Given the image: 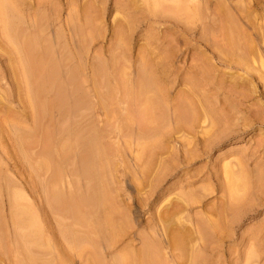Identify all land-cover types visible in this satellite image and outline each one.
Returning a JSON list of instances; mask_svg holds the SVG:
<instances>
[{
    "label": "rangeland",
    "instance_id": "1",
    "mask_svg": "<svg viewBox=\"0 0 264 264\" xmlns=\"http://www.w3.org/2000/svg\"><path fill=\"white\" fill-rule=\"evenodd\" d=\"M116 1L0 0V40L40 14L63 59L35 97L0 41V264H264V0Z\"/></svg>",
    "mask_w": 264,
    "mask_h": 264
},
{
    "label": "bare ground",
    "instance_id": "2",
    "mask_svg": "<svg viewBox=\"0 0 264 264\" xmlns=\"http://www.w3.org/2000/svg\"><path fill=\"white\" fill-rule=\"evenodd\" d=\"M118 1V0H117ZM116 1V4H115V6L117 7V8H119L118 6H117V2ZM169 2H170V0H168ZM168 1L167 2H165V3H168ZM176 1V0H175ZM179 1H182V3H183V1H185L183 4H181L182 6L185 4H187V6L189 5L188 3H186L187 1H189V0H179ZM84 2V1H83ZM137 2H139V0H134V7H126L125 5H124V8H125V10L129 13V14H134V15H136V16H139V14L141 13V11H140V7H138V5H137ZM155 2H157L158 3V0L156 1H154V3ZM162 2H164V1H162ZM173 2H174V0H173ZM146 3V2H145ZM164 3V4H165ZM175 3V2H174ZM177 4V3H176ZM1 5V4H0ZM137 5V6H136ZM161 5V2H160V4H159V6ZM172 5V4H171ZM181 5H180V9H179V11H181ZM195 5V4H194ZM2 6H4V5H2ZM151 6V5H150ZM155 6H156V4H155ZM165 6V5H164ZM175 6V5H174ZM173 6V7H174ZM186 6V8H182L183 9V12H185V13H187V9H188V12H189V7H187ZM176 7V6H175ZM174 7V8H175ZM184 7V6H183ZM3 8V7H2ZM1 8V9H2ZM116 8V9H117ZM151 8V7H150ZM155 8V7H154ZM158 7H156V9H157ZM178 8H179V6H178ZM178 8H177V10H178ZM5 9V8H4ZM145 9V8H144ZM155 9V10H156ZM163 9V12H165L164 10V7L162 8ZM167 9V8H166ZM173 9V8H172ZM154 10V9H153ZM186 10V11H185ZM4 11V10H3ZM5 11H6V9H5ZM170 11V10H169ZM174 10H172L171 12H173ZM162 12V13H163ZM167 12V11H166ZM175 12H176V10H175ZM182 11H181V13H183ZM159 13V12H158ZM161 13V14H162ZM180 13V14H181ZM1 14H2V12H1ZM0 14V15H1ZM179 14V15H180ZM187 14H189V13H187ZM171 16V15H170ZM178 16V15H177ZM189 16H191L190 14H189ZM40 19H37L39 22L37 23V28L38 29H40V33H39V38L37 39V38H31V36H29V35H27V34H25L24 32H23V30L21 29V31L20 32H18V33H16L15 31H13V29L11 28L12 26H11V24H9V23H6V25H4L5 27H6V29L5 30H7V32H4V33H6V35H9L10 34V36L12 37L11 38V41H10V39H9V37H8V39H9V41L12 43L13 41V48H15L16 47V49H15V51L16 52H14L10 47H11V44H9V42H7L6 43V41H5V39H3L2 38V36H1V40H2V45L4 46V47H1L2 49H3V51H4V53L7 55V58H5V59H7L10 63L12 62V64L14 65L13 67H15V69H14V73L16 72V69H17V66H16V64L19 66V64H21V65H24V67L26 68V69H24V71L23 72H26V74L27 73H29V81L30 80H32L31 82L32 83H34L36 86H34L33 87V85H31L32 87V89H31V91L33 90V93L35 94V97L37 96V95H39L40 96V94H43L44 93V95L47 93L48 94V92H51V89H52V87L53 86H56L57 84L56 83H58V80L60 81V76H61V72H60V66H61V62H63V59L61 58V56H60V54H61V52L60 51H58L59 49H54V48H52L53 46H50V45H48V46H45L43 43L45 42V44H46V37H44L43 38V36L42 35H40V34H42L41 33V31H42V29H41V27H43L44 25H45V22L43 21V19H41V17H40V14H39V16H38ZM174 17V16H173ZM90 18V17H89ZM175 18V17H174ZM197 18V17H196ZM184 19H185V17H184ZM96 21V20H95ZM187 21V20H186ZM54 22V21H53ZM51 24V23H50ZM65 24V23H64ZM3 26V27H4ZM49 26V25H48ZM3 27H2V29H3ZM4 27V28H5ZM15 28V27H14ZM17 29V28H16ZM1 30V29H0ZM18 30V29H17ZM46 30H48V27L46 28ZM2 31V30H1ZM1 31H0V33H1ZM71 32V31H70ZM3 33V32H2ZM1 33V34H2ZM8 33V34H7ZM228 33V32H227ZM230 33V32H229ZM117 34V33H116ZM5 35V36H6ZM71 35V34H70ZM4 36V37H5ZM34 36V35H33ZM74 36V35H73ZM228 35L226 34V37H227ZM70 37V36H69ZM119 37V36H118ZM74 38V37H73ZM13 39V40H12ZM83 39V38H82ZM232 40H233V38H231ZM237 39V38H236ZM0 40V41H1ZM40 40H42V41H40ZM73 40V39H72ZM229 40H230V38H229ZM231 40V41H232ZM74 41V40H73ZM233 41H235V40H233ZM72 43V42H71ZM74 43V42H73ZM75 43H76V40H75ZM229 43H230V41H229ZM43 45H44V47H43ZM237 45H239V44H237ZM83 46H85V45H83ZM89 46V45H88ZM233 46H234V44H233ZM46 48V49H45ZM239 48H240V46H239ZM244 48V47H243ZM2 49H1V51H2ZM51 49V50H50ZM246 49V48H245ZM249 49V48H248ZM43 50V51H42ZM54 52V54H56V55H58V57H60V58H58L59 60H57V59H55V58H53V52ZM246 51V50H245ZM60 53V54H59ZM17 56H19V58L17 57ZM20 56L22 57L21 58V63H19V59H20ZM16 57V58H15ZM18 58V59H17ZM119 59V58H118ZM64 61H65V59H64ZM19 64H18V63ZM113 62V61H112ZM111 65H113V64H111ZM26 70V71H25ZM74 71V70H73ZM25 74V75H26ZM71 74V73H70ZM67 77V76H66ZM77 78V77H76ZM27 79H28V75H27ZM33 79H34V82H33ZM67 79V78H66ZM74 79V78H73ZM95 79V78H94ZM28 81V80H27ZM79 81V80H78ZM70 82V81H69ZM93 83H94V81H93ZM125 83V82H124ZM123 83V84H124ZM56 84V85H55ZM79 84V83H78ZM132 86V85H131ZM247 86V85H246ZM245 86V87H246ZM60 87V86H59ZM126 87V86H125ZM146 87V86H145ZM56 88H57V86H56ZM55 89V88H54ZM59 89V88H58ZM145 89V88H144ZM142 90V89H141ZM59 91H60V93L58 92V94H56L57 95V97H53V99L55 98H59V102H57L58 100H54V101H56V104L55 103H53L52 105L54 106V107H56V106H58L59 108H61L62 106H63V102H65V99H66V95H65V93L62 91V90H60L59 89ZM146 91H147V89H146ZM55 92V91H54ZM83 92V91H82ZM85 92V91H84ZM33 93H32V96H34L33 95ZM121 93V92H120ZM145 93V92H144ZM149 93V92H148ZM37 94V95H36ZM81 94V93H80ZM134 94V93H133ZM147 94V93H146ZM146 94H144V95H146ZM43 95V96H44ZM38 96V97H39ZM42 96V97H43ZM248 96V95H247ZM148 97V96H147ZM40 98V97H39ZM34 99V98H33ZM49 99H51V98H49ZM101 100V99H100ZM112 100V99H111ZM34 101V100H33ZM53 102V101H52ZM33 103V102H32ZM57 103H59L58 105H57ZM115 103V102H114ZM38 105V104H37ZM40 105H42L41 104V102H40ZM56 105V106H55ZM43 106V105H42ZM53 106H50L51 108H53ZM146 106V105H145ZM41 107V106H40ZM50 107H49V109H50ZM57 107V108H58ZM106 107V106H105ZM114 107V106H113ZM134 107V106H133ZM154 107V106H153ZM189 107V106H188ZM43 108V107H42ZM42 108H39L38 107V109L37 110H39L40 112H41V109ZM48 108V107H47ZM56 108V109H57ZM69 108V107H68ZM128 108V107H127ZM103 109H105V108H103ZM109 109V108H108ZM146 109H147V107H146ZM151 109H152V107H151ZM36 110V111H37ZM43 110V109H42ZM59 110V109H58ZM155 110H156V108L154 109V112H155ZM128 111V110H127ZM130 111V110H129ZM38 112V111H37ZM44 112V111H43ZM47 112H48V110H47ZM60 113H62L61 111H60ZM127 113V112H126ZM192 113V112H191ZM44 114V113H43ZM131 114V113H130ZM151 114V113H150ZM112 115H114V114H112ZM152 115V114H151ZM45 116H47V115H45ZM146 116V115H145ZM158 116H159V114H158ZM38 117V116H37ZM64 117V116H63ZM128 117H130V116H128ZM185 117H187V115L185 116ZM44 118V117H43ZM131 118V117H130ZM148 118V117H147ZM151 118V117H150ZM152 118H153V116H152ZM151 118V119H152ZM197 118V117H196ZM38 119V118H37ZM57 119V118H56ZM124 119V118H123ZM158 119H159V117H158ZM191 119H192V117H191ZM52 120V119H51ZM65 120V119H64ZM122 120V119H121ZM125 120V119H124ZM148 120V119H147ZM153 120V119H152ZM155 120V119H154ZM153 120V121H154ZM164 120V119H163ZM131 121V120H130ZM151 121V120H150ZM64 122V121H63ZM122 122V121H121ZM154 122H156V120L154 121ZM43 123V122H42ZM128 123V122H127ZM62 124V123H61ZM126 124V123H125ZM129 124V123H128ZM132 124V123H131ZM120 125V124H119ZM124 125V124H123ZM143 125V124H142ZM150 125V124H149ZM156 125H157V123H156ZM62 126V125H61ZM121 126V125H120ZM158 126V125H157ZM124 127V126H123ZM155 127V126H154ZM37 128V127H36ZM48 128V127H47ZM54 128V127H53ZM121 128V127H120ZM125 128H126V126H125ZM125 128H123V129H125ZM140 128V127H139ZM147 128V127H146ZM145 128V129H146ZM149 128H151V127H148V133H149V131L151 132V130L152 129H150L149 130ZM52 130V129H51ZM55 130V129H54ZM104 130V129H103ZM121 130V129H120ZM122 131V130H121ZM153 131V130H152ZM159 131V130H158ZM47 132V131H46ZM154 132V131H153ZM50 133H51V131H50ZM63 133V132H62ZM48 134V133H47ZM57 134V133H56ZM55 134V135H56ZM145 134V133H144ZM19 135V134H18ZM40 135V134H39ZM60 135H62V134H60ZM40 137V136H39ZM49 137V138H48ZM48 137H46L48 140L46 141L45 139H44V141L46 142V143H48V142H50V143H48V144H50L51 145V141H50V136L48 135ZM54 137H52V139H53ZM19 139V138H18ZM21 140V139H20ZM20 140H19V143H21L20 142ZM54 140V139H53ZM66 141V140H65ZM31 142V141H30ZM32 142H33V140H32ZM39 142H41V141H39ZM44 142V144L45 145H48V144H46ZM53 143H54V141H53ZM25 144H26V142H25ZM21 145V144H20ZM22 146V145H21ZM26 146V145H25ZM59 146H60V143H59ZM63 146V145H62ZM112 146V145H111ZM46 147V146H45ZM23 148V147H22ZM30 148V147H29ZM42 148H44V147H42ZM19 149H20V147H19ZM49 150V148H48V146L46 147V149H43V150H46V151H48ZM59 149V148H58ZM24 150V149H23ZM113 150V149H112ZM34 150H32L31 151V153L33 152ZM45 151V152H46ZM35 152H36V150H35ZM42 152V151H41ZM45 152H43V153H45ZM49 152V151H48ZM47 152V153H48ZM51 152V151H50ZM47 153H46V160H47V157H48V155H47ZM41 154V153H40ZM50 154V153H49ZM32 155V154H31ZM38 155V154H37ZM43 155V154H42ZM55 155V154H54ZM41 156V155H40ZM27 157V156H26ZM38 157H39V155H38ZM145 157V156H144ZM37 158V157H36ZM49 158H51L50 157V155H49ZM30 159V158H29ZM44 159V158H43ZM49 160V159H48ZM29 162V161H28ZM40 162H41V160H40ZM61 162V161H60ZM81 162H82V160H81ZM33 163V162H32ZM57 163V162H56ZM40 164V163H39ZM45 164V163H44ZM42 165H43V162H42ZM49 165V164H48ZM56 165V164H55ZM61 165V164H60ZM70 165V164H69ZM80 165V164H79ZM37 167V166H36ZM44 167V166H43ZM58 167V166H57ZM56 167V168H57ZM68 167V166H67ZM55 168V169H56ZM41 169V168H40ZM58 169V168H57ZM54 170V169H53ZM49 171V170H48ZM51 171V170H50ZM46 172V171H45ZM54 172V171H53ZM57 172V171H56ZM48 173V172H47ZM46 173V174H47ZM60 173V172H59ZM59 173H58V176H60L59 175ZM69 173H70V171H69ZM232 174V173H231ZM146 175V174H145ZM54 176H56L55 174H54ZM69 176V175H68ZM51 177V176H50ZM72 177V176H71ZM228 179L230 178V177H227ZM239 178V177H238ZM49 179H51V178H49ZM55 180V179H54ZM235 180H236V178H235ZM57 181V180H56ZM56 181H55V183H56ZM48 183H49V181H48ZM61 183V182H60ZM51 184V183H50ZM62 184V183H61ZM227 185V184H226ZM230 186L231 187H233L231 184H230ZM46 187V186H45ZM52 188V187H51ZM57 188V187H56ZM55 187H54V189H56ZM58 189V188H57ZM232 189V188H231ZM234 189V188H233ZM52 190V189H51ZM59 190V189H58ZM229 191V190H228ZM92 192V191H91ZM90 192V193H91ZM230 192V191H229ZM232 192V191H231ZM56 193V192H55ZM74 193V192H73ZM228 193V192H227ZM230 194V193H229ZM233 194H235V193H233ZM237 194V193H236ZM236 194H235V196H236ZM55 195V194H54ZM63 195V194H62ZM69 195H70V192H69ZM232 195V194H231ZM230 195V196H231ZM56 196V195H55ZM59 196V195H58ZM54 197V196H53ZM61 197V196H60ZM63 197V196H62ZM233 197H234V195H233ZM59 197H57V199H58ZM231 198H232V196H231ZM230 198V199H231ZM55 199H56V197L54 198V201H55ZM60 199V198H59ZM79 199V198H78ZM230 199H229V201H230ZM61 200V199H60ZM75 200V199H74ZM59 201V200H58ZM76 201V200H75ZM77 202V201H76ZM236 202V201H235ZM54 203V202H53ZM64 203V205L63 206H65V209L68 211H70L72 214H74V216L75 215H80L78 212V209H76V207H74V204H72V203H69L68 201H64L63 202ZM63 203H61V204H63ZM234 203V202H233ZM240 203V202H239ZM77 204V203H76ZM79 204H81V203H79ZM235 204V203H234ZM57 206H59L58 204H57ZM230 206V205H229ZM228 206V207H229ZM232 206V205H231ZM56 207V206H55ZM64 209V210H65ZM85 210V209H84ZM61 211V210H60ZM232 212V211H231ZM86 213V212H85ZM62 214V213H61ZM64 214H65V211H64ZM65 216H67V214L65 215ZM76 216V217H77ZM64 217V216H63ZM17 218V217H16ZM78 218L80 219V217L78 216ZM83 220V219H82ZM18 221V220H17ZM16 222V221H15ZM218 224V223H217ZM16 225H18V226H20L19 224H18V222H16ZM213 225V224H212ZM91 226V225H90ZM64 228V227H63ZM86 228V227H85ZM214 228V227H213ZM223 228V227H222ZM37 229V228H36ZM84 229V228H83ZM90 229V228H89ZM93 229V228H92ZM20 230V229H19ZM93 231V230H92ZM22 232V231H21ZM79 232V231H78ZM82 232V231H81ZM88 233H90V232H88ZM188 233V232H187ZM18 234V233H17ZM19 236V235H18ZM93 236V235H92ZM181 237V236H180ZM88 239H90V237L88 238ZM96 239V238H95ZM172 239H174V237L172 238ZM94 240V239H93ZM181 240V239H180ZM92 241V240H91ZM95 241V240H94ZM93 241V242H94ZM179 241V240H178ZM32 242V243H31ZM97 242H99V241H97ZM173 242V241H172ZM181 242V241H180ZM34 243V244H33ZM176 243H177V241H176ZM32 244L34 245V246H32ZM96 244V243H95ZM49 245V244H48ZM48 245H46V243H43V242H41V241H39V240H36V241H33V240H31V239H29L27 236L26 237H22V236H20V238H18V239H14V240H12L10 243H9V247H10V249H12L13 250V252H15V251H17L18 252V254H19V256H16L17 258V260L15 261V259H14V264L16 263V264H34V263H36V259H38L37 257V255L36 254H38L39 252H40V250H42V251H44L45 252V255H47L46 254V251L45 250H43L42 249V247H45V246H47V247H49ZM181 245V244H180ZM34 247V248H33ZM47 247H46V249H47ZM55 247H56V245H55ZM177 247H179V246H177ZM57 248V247H56ZM49 249V248H48ZM55 250V249H54ZM57 250V249H56ZM36 251H38L37 253H36ZM49 251V250H48ZM154 251V250H153ZM16 252V253H17ZM150 252H152V251H150ZM42 252H40V254H38L40 257H41V254ZM49 254V253H48ZM35 255V256H34ZM44 254H43V256H45ZM58 255V254H57ZM154 255H155V253H154ZM137 256V255H136ZM155 256H157V255H155ZM14 257V256H13ZM46 257V256H45ZM44 257V258H45ZM146 257H150V256H148V255H146ZM145 257V259L142 261V264H150L151 262V258H146ZM15 258V257H14ZM155 259H156V257H155ZM44 260H46V259H44ZM49 260V259H48ZM47 260V261H48ZM60 260V259H59ZM41 261H42V259H41ZM153 261V260H152ZM3 262V261H2ZM40 262V261H39ZM58 262V261H57ZM154 262V261H153ZM157 263H158V260L156 261ZM162 262V261H161ZM36 264H39V263H36ZM40 264H42V263H40ZM49 264V263H48ZM51 264V263H50Z\"/></svg>",
    "mask_w": 264,
    "mask_h": 264
}]
</instances>
